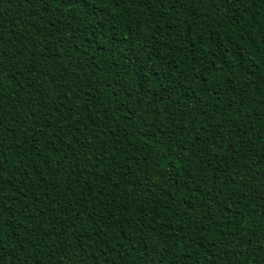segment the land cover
<instances>
[{
  "label": "trees",
  "instance_id": "obj_1",
  "mask_svg": "<svg viewBox=\"0 0 264 264\" xmlns=\"http://www.w3.org/2000/svg\"><path fill=\"white\" fill-rule=\"evenodd\" d=\"M0 264H264V0H0Z\"/></svg>",
  "mask_w": 264,
  "mask_h": 264
}]
</instances>
